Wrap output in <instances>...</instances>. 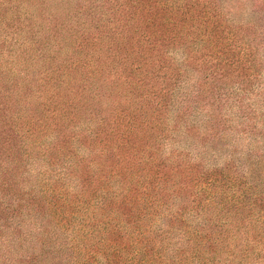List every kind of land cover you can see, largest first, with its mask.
<instances>
[{
    "label": "rangeland",
    "instance_id": "1",
    "mask_svg": "<svg viewBox=\"0 0 264 264\" xmlns=\"http://www.w3.org/2000/svg\"><path fill=\"white\" fill-rule=\"evenodd\" d=\"M8 162L57 263L264 264V0H0Z\"/></svg>",
    "mask_w": 264,
    "mask_h": 264
},
{
    "label": "trees",
    "instance_id": "2",
    "mask_svg": "<svg viewBox=\"0 0 264 264\" xmlns=\"http://www.w3.org/2000/svg\"><path fill=\"white\" fill-rule=\"evenodd\" d=\"M14 130L19 133L21 128L14 127ZM28 131L29 129H26L24 133ZM20 135L22 136V133ZM22 137L24 142V136ZM27 154L28 151L22 153L18 164L21 165L22 161L28 159ZM4 164L5 168L0 169V264H65L55 260L58 256L62 260L61 254L54 250V244H51L55 230L45 232V226L40 225L39 221L41 214L47 213L57 224L56 218L69 212L65 200L52 203L46 191H38V199L35 200V195L32 194L34 190L19 177L23 172L17 175L20 170L18 164ZM28 222H32L33 226L28 233H24ZM38 227L41 229V242L34 245L33 241L37 240L34 238V231ZM42 234L45 239L41 240ZM69 244L75 249L72 237L69 238ZM30 249L33 254L28 255ZM60 249H63L62 245ZM53 251L58 255L54 257Z\"/></svg>",
    "mask_w": 264,
    "mask_h": 264
}]
</instances>
